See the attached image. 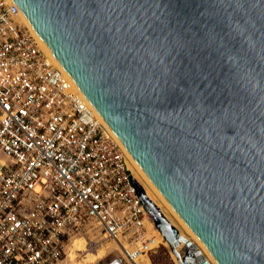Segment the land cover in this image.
I'll return each mask as SVG.
<instances>
[{
  "label": "water",
  "instance_id": "obj_1",
  "mask_svg": "<svg viewBox=\"0 0 264 264\" xmlns=\"http://www.w3.org/2000/svg\"><path fill=\"white\" fill-rule=\"evenodd\" d=\"M15 2L219 263L264 264V0Z\"/></svg>",
  "mask_w": 264,
  "mask_h": 264
},
{
  "label": "built area",
  "instance_id": "obj_2",
  "mask_svg": "<svg viewBox=\"0 0 264 264\" xmlns=\"http://www.w3.org/2000/svg\"><path fill=\"white\" fill-rule=\"evenodd\" d=\"M0 154V264H57L93 229L119 248L104 264L150 251L151 199L123 145L15 0H0Z\"/></svg>",
  "mask_w": 264,
  "mask_h": 264
},
{
  "label": "bare ground",
  "instance_id": "obj_3",
  "mask_svg": "<svg viewBox=\"0 0 264 264\" xmlns=\"http://www.w3.org/2000/svg\"><path fill=\"white\" fill-rule=\"evenodd\" d=\"M25 14V13H24ZM25 21L38 33L35 29L34 25L31 23L30 19L25 14ZM39 34V33H38ZM42 40L46 43L49 49L52 51L51 47L45 41V39L39 34ZM53 55L57 58L55 53L52 51ZM59 61V59L57 58ZM60 62V61H59ZM61 63V62H60ZM62 64V63H61ZM63 66V64H62ZM85 94V93H84ZM86 95V94H85ZM88 98V97H87ZM89 99V98H88ZM93 104V103H92ZM96 108V107H95ZM99 116L105 121V123L109 126L113 134L118 138L125 149L126 158L128 162L129 169L133 177L136 181L143 187L145 194L148 198H150L153 203L161 210L162 214L172 223L173 220L175 221V225H177L178 235L179 237L176 238L174 244L176 248L180 249L182 247H187L189 252L191 253L192 257H196L199 261L205 262L207 264H220L210 249L206 246V244L199 238V236L192 230V228L187 224V222L183 219V217L176 211V209L172 206L169 200L165 197V195L161 192V190L157 187V185L151 180V178L147 175L143 167L137 161V159L132 155L129 149L126 147L122 139L119 135L115 132V130L111 127V125L106 121V119L102 116L99 110L96 108ZM173 224V223H172ZM174 225V224H173ZM174 225V226H175ZM180 229V230H179ZM181 229L186 230L189 234H191L193 240L187 238L184 232H180ZM80 238V237H79ZM77 238L75 241V246L79 250L87 249V242L84 238ZM178 241V242H177ZM146 242L148 244L147 249L153 250L155 246H158L160 243H164L166 245H170L169 242L166 240L165 236L156 226H149V232L144 237L142 244ZM195 243V244H194ZM159 248V247H158ZM71 255V254H70ZM90 256V254H89ZM90 257L93 260L95 256L91 253ZM75 255H72V259H74ZM71 258V256H70ZM146 259V255H142V260ZM89 260V258H88Z\"/></svg>",
  "mask_w": 264,
  "mask_h": 264
},
{
  "label": "rangeland",
  "instance_id": "obj_4",
  "mask_svg": "<svg viewBox=\"0 0 264 264\" xmlns=\"http://www.w3.org/2000/svg\"><path fill=\"white\" fill-rule=\"evenodd\" d=\"M0 157H2L1 154ZM172 223L175 225L174 220ZM176 226L177 225H175V227ZM147 232H149V229ZM180 232H184L181 235L184 236L185 234L187 238L193 240L191 234H189L186 230L181 229ZM79 237L86 240L87 249L85 248L83 250H79L76 246L71 244L67 250V254H65L57 264H104L110 256L119 253L117 245L111 239L102 236L95 229L83 231L81 234L76 236V238ZM91 253L95 255L93 260L90 258L92 257ZM73 254L75 255L74 259H72ZM145 255L146 259L142 260L141 257L138 260L139 264H180L175 254L172 252L170 245H166L164 243H160L158 246H155V249L150 250Z\"/></svg>",
  "mask_w": 264,
  "mask_h": 264
}]
</instances>
